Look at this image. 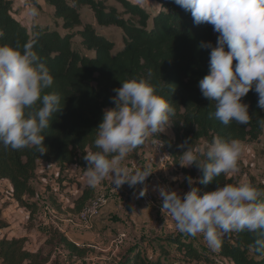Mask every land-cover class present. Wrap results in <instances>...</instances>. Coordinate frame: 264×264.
<instances>
[{
    "label": "trees",
    "instance_id": "1",
    "mask_svg": "<svg viewBox=\"0 0 264 264\" xmlns=\"http://www.w3.org/2000/svg\"><path fill=\"white\" fill-rule=\"evenodd\" d=\"M159 6L151 15L141 5L130 0H115L120 6L110 5L108 0H44L53 9L57 28L33 24L27 28L16 19L11 0H0V45H15L31 40L34 51L41 57L54 78L47 92L61 95L60 111L55 112L42 135L45 137V153L35 146L19 150L0 147V180H7L13 187L18 205L38 211L34 199L36 192L31 181L36 177L38 163L56 165L60 175L69 166L86 167L83 155L96 151L95 130L102 122L103 110L115 105L111 98L113 89L121 87V81L131 77H146L152 72L151 83L157 94L164 97L175 109L170 118L173 138L161 137L175 166L181 168L185 177L202 178V171L195 166L183 168L179 163L182 150L178 145L191 138L190 143L211 142L214 137L234 138L255 143L264 135L258 120L264 118V109L258 105V95L250 91L242 101L249 105L252 120L248 125L232 122L223 125L210 114L214 103L204 98L198 87L199 81L209 71V49L200 48L201 42L216 44L218 33L210 24L196 25L190 12L178 6L174 0H146ZM88 8L100 28L115 27L123 33V47L116 51V44L99 35L92 25H83L81 9ZM62 29L63 32L59 31ZM89 53L74 48V40ZM235 64V62H234ZM140 151V148L139 150ZM230 183L221 174L208 184L197 183L200 194L214 191L218 186ZM255 185V184H253ZM264 189L262 185H255ZM93 188L83 191L76 201L75 212H80L93 199ZM264 201V197H261ZM151 207V206H149ZM154 208V207H153ZM8 225L0 210V232ZM222 238L219 256L227 264H264V254L256 252V233L233 231ZM48 242L59 245L78 258H85L89 249L80 248L60 231L53 230ZM159 255L147 262L139 247H133L113 264H167L168 245L175 247L188 262L211 264V259L192 241L181 235L155 240ZM39 254L24 249V241L0 240V264H45Z\"/></svg>",
    "mask_w": 264,
    "mask_h": 264
},
{
    "label": "clouds",
    "instance_id": "2",
    "mask_svg": "<svg viewBox=\"0 0 264 264\" xmlns=\"http://www.w3.org/2000/svg\"><path fill=\"white\" fill-rule=\"evenodd\" d=\"M174 2L191 13L194 24H210L218 33L215 46L211 42L200 44V48L210 50L208 74L198 84L202 96L211 105L214 103L210 116L225 126L232 122L248 125L252 116L242 98L254 90L257 106L264 109V0ZM29 15H38L35 6H30ZM33 49L31 40L23 45H0V147L19 150L35 146L44 154L42 132L48 128L52 115L60 111L61 95L46 91L54 84V78ZM151 76L149 70L146 77H131L113 89L116 95L111 102L115 106L103 110L102 122L95 130L96 151L83 155L84 177L90 187L95 188L108 178L114 189L125 184L135 187L153 173L149 167L132 168L125 164L129 153L149 138L158 152L163 146L158 136L175 115L174 107L157 94ZM258 125L264 132V118L258 120ZM190 140L178 145L182 150L178 164L184 168L195 166L203 175L198 181L185 177L190 190L183 195L157 186L165 223L170 219L182 234H202L212 250L222 246L223 235L247 230L256 233L253 246L264 254V189L246 178L203 195L194 186L208 185L221 174L237 172L246 145L239 139L219 136L204 144ZM169 158L164 154L160 163Z\"/></svg>",
    "mask_w": 264,
    "mask_h": 264
},
{
    "label": "rangeland",
    "instance_id": "3",
    "mask_svg": "<svg viewBox=\"0 0 264 264\" xmlns=\"http://www.w3.org/2000/svg\"><path fill=\"white\" fill-rule=\"evenodd\" d=\"M11 1L16 19L25 27L30 29L33 24L53 29L58 27L53 9L47 6L44 0ZM130 1L141 5L151 15L156 14L159 10V6L152 1ZM108 2L110 5L120 7L115 0H108ZM30 6L37 8V16L29 15ZM81 15L83 25H92L99 35L112 40L116 44V51L122 49L123 33L121 30L115 27L100 28L96 24L93 13L86 7L81 9ZM59 31L63 32L62 29ZM74 43V48L81 50L85 55H89L80 47L79 39H75ZM159 136L163 138L172 137L170 122L165 128V132L160 133ZM150 139L139 147L140 151L152 152L149 144ZM244 144L246 151L239 159V170L228 174V180L231 184H236L242 178H246L252 184L264 186V135L258 142H244ZM139 148L129 153L126 161L136 160L139 155ZM164 168L168 169L169 176L173 177L172 182L167 183L170 190L177 191L181 195L190 190L187 180L184 179L185 174L181 168L175 166L173 160L172 164L166 161ZM72 170L73 167H67L61 176L56 165L49 167L43 162L38 163L36 177L31 181L36 197L27 200L28 203L38 205V211L35 214H31V209L28 210L18 205L9 181L0 180V210L2 211V219L8 225L7 229L0 232V240H23L24 249L45 258L47 260L45 264H113L121 255L133 247H139L147 262L150 263L156 260L159 255L155 240H161L171 235H181L186 240L191 239L211 259V264H227L219 256L218 249L212 250L207 246L202 234L190 236L180 233L175 228L173 221L169 219L165 223V217L160 210L143 204L141 195L135 202L129 201L127 194L122 195L123 197L115 195L116 193L113 192L115 185H113L111 178L93 188L95 190L93 198L96 194L104 192L109 197V203L100 216L91 223L90 227L84 228L76 223H67L68 218L71 216L73 218L78 213L75 212L76 201L81 197L83 191L92 188L87 184L86 178L83 179V174L81 178L84 181L77 182V179H81L75 177L79 176V172ZM70 175H72L71 178H69ZM74 184L81 189L76 196L72 191H69V188ZM194 186L197 187V183ZM154 194L162 205L159 195L156 192ZM146 213L148 217H145ZM53 230L60 231L80 248L89 249L88 255L85 258H78L61 246L50 244L48 240ZM167 247L170 253L169 257L164 259L167 264H205L188 262L175 247L170 245Z\"/></svg>",
    "mask_w": 264,
    "mask_h": 264
},
{
    "label": "crops",
    "instance_id": "4",
    "mask_svg": "<svg viewBox=\"0 0 264 264\" xmlns=\"http://www.w3.org/2000/svg\"><path fill=\"white\" fill-rule=\"evenodd\" d=\"M171 134H172L171 138H173L172 130H171ZM138 154L139 155H138V158L136 160L125 161V164L129 167H132V168L149 167L154 174L158 175L156 183L151 184V189H152V191L154 189V192H156L159 195L158 191H156L157 186L168 187L167 183L172 182L171 180L173 179V177L169 176V174H168L169 170L164 168L166 160L164 162L160 163L161 157L156 156L153 152H147V151L141 150V151H139ZM45 164H47V163H45ZM47 165H51V164H47ZM52 166H54V165H52ZM71 167H73V170H72L73 172L74 171L79 172V176H75V177L81 178L82 174L84 175V173L80 169H78L76 166H71ZM181 175H182V173H181ZM71 177H72V175H70L69 178H71ZM149 177H148V179H149ZM83 179H84V176H83ZM83 179L82 178L77 179L76 181L81 182ZM148 179L145 182H147ZM181 182L177 185L178 187L181 184ZM173 189H175V188H173ZM80 190L81 189L76 184H74L73 186H71L69 188V191H72L75 196L80 193ZM113 192H114V194L116 193L115 195H120V196H122V195L125 196V194H127L129 196V201L135 202L138 198H140L141 184H138L135 187H129L127 184H125L122 187H119L116 189L113 188ZM145 217H148V214L145 215ZM169 228H171V227L169 226Z\"/></svg>",
    "mask_w": 264,
    "mask_h": 264
},
{
    "label": "built area",
    "instance_id": "5",
    "mask_svg": "<svg viewBox=\"0 0 264 264\" xmlns=\"http://www.w3.org/2000/svg\"><path fill=\"white\" fill-rule=\"evenodd\" d=\"M158 138L162 141L163 146L159 149L158 152H156L153 148V145L151 143L150 139V147L152 152L159 157H162L164 154H167L169 157V153L167 151L166 144L164 140L158 136ZM166 161L170 162L172 164V158L167 159ZM157 181V176L156 174H151L148 181L141 184V192L143 191L145 194L142 196V202L146 206H151L154 207L158 210L161 211V203L160 201L157 200L156 195L151 189V184ZM109 203V197L104 193L100 192L94 196V198L87 203L84 208L76 214L75 217L68 218L66 220L67 223H76L77 225L84 227V228H89L91 223L96 220L102 211L107 207ZM57 229V228H56ZM60 230V229H57Z\"/></svg>",
    "mask_w": 264,
    "mask_h": 264
}]
</instances>
